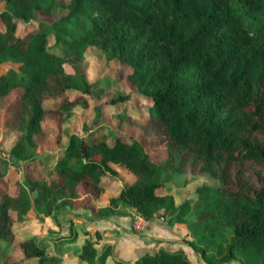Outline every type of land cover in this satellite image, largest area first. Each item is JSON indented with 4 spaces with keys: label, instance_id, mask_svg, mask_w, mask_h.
<instances>
[{
    "label": "trees",
    "instance_id": "1",
    "mask_svg": "<svg viewBox=\"0 0 264 264\" xmlns=\"http://www.w3.org/2000/svg\"><path fill=\"white\" fill-rule=\"evenodd\" d=\"M4 2L9 9L0 10V63L14 65L0 73V100L10 97L20 135L0 150V238L14 239L13 224L33 204L58 222L60 210L82 202L95 217L137 213L184 223L189 237L183 241L207 264H264V0ZM89 47L127 65L136 94L154 105L150 120L165 143L163 163L140 140L120 133L112 142L70 133L58 147L62 124L77 105L90 104L95 88L82 64ZM129 94L116 92L98 108L125 102ZM53 119L59 128L46 150L41 141ZM111 163L131 170L139 182L123 184L97 207L103 175H116ZM193 165L219 184L200 185L195 200L176 204L162 190L163 173ZM22 170L9 190L4 177ZM77 235L71 229L59 238L74 242ZM89 236L81 260L105 264L111 245L98 253L100 233ZM19 247L37 264L62 261L31 237ZM132 264L192 262L181 248H159Z\"/></svg>",
    "mask_w": 264,
    "mask_h": 264
},
{
    "label": "rangeland",
    "instance_id": "2",
    "mask_svg": "<svg viewBox=\"0 0 264 264\" xmlns=\"http://www.w3.org/2000/svg\"><path fill=\"white\" fill-rule=\"evenodd\" d=\"M2 9H9L4 0H0V10ZM64 12L65 9L59 8V14ZM84 54L82 64L86 65L87 74L95 82V88L90 96V104L87 107L77 105L70 117L62 124L64 132L58 147L65 146L70 133H77L89 138L105 136L110 142H112L114 135L120 133L140 140L149 149L151 158L158 163H163L166 155L165 143L157 134V130L150 120L151 114L155 110L154 105L149 104L147 100L143 99L142 95L136 94V87L129 82L126 76L130 68L127 65L116 63L115 59L104 58L101 55L102 52L92 47H89ZM11 65H14L11 60L0 63V73ZM98 89H102L101 93ZM120 91L130 93V97L125 102L102 105L100 109L98 108L104 98L111 97ZM9 102L10 97L0 100V150H9L20 135L15 118L17 112L9 109ZM53 121L47 127L49 130L48 135L41 141L42 147L46 150H51L50 147L55 145L54 135L59 125L57 120L53 119ZM6 129L7 132H4ZM56 150L58 149L56 148L53 152ZM112 166L116 168V175L106 173L102 177L106 188L110 184L113 185L110 189L111 192H114L117 188L119 189L123 184H138V177L131 170L116 163ZM22 173L23 170L20 173H15L12 178H8V175L4 177L6 178L4 182L9 181V190L13 191L15 189L13 180L16 177L22 178ZM162 181L164 183L162 190L172 194L178 204L185 199L195 200L197 198L196 188L200 185L218 186L219 184V180L210 171L202 169L200 165L189 166L183 172L165 171ZM3 186L0 183V187L3 188ZM45 216L47 215H45L44 206L33 204L20 220L15 221L13 224L14 239L0 238V264H14L16 262H20V264H37L33 259H24L23 252L19 247V243L29 237L34 238L40 245L46 246L47 251L49 250L51 253L57 252L60 255H67L68 253L77 252L78 248L76 246L78 245H74V243L80 245L79 240L78 242L76 240L73 244H63V240L59 238L62 234L57 236L60 231L55 227L56 220L52 217L45 218ZM136 216L137 213L132 216L131 225L135 232L141 233L143 231L134 225ZM157 218L164 219L163 217ZM70 226L67 234L71 232V229L79 233L75 221L71 220ZM54 231L58 233L55 234ZM81 233L85 234L83 230H81ZM54 236H57L54 239L55 242L53 240ZM188 247L187 255L192 264H207L200 253L195 252L189 245ZM109 260L106 261V264H115L114 261ZM60 264H62V261ZM223 264H240V261L232 259Z\"/></svg>",
    "mask_w": 264,
    "mask_h": 264
},
{
    "label": "crops",
    "instance_id": "3",
    "mask_svg": "<svg viewBox=\"0 0 264 264\" xmlns=\"http://www.w3.org/2000/svg\"><path fill=\"white\" fill-rule=\"evenodd\" d=\"M110 166L116 170L115 167ZM117 164V163H116ZM128 169V168H127ZM103 180V179H102ZM122 186V185H121ZM113 187L110 184L107 188L100 192V194L94 198V204L97 207L105 206L109 203V200L113 196H117L120 188L111 192L110 189ZM89 192L81 198H88ZM180 203V202H179ZM178 204V203H176ZM134 213L130 214H110L104 217H95L93 215L92 207L85 205L82 202L75 204L74 206H65L58 213V222H56L55 227L58 232L55 234H67L69 231V226L72 221L77 223V230L79 231L77 235V242L79 240L80 245L76 242H63V244H73L76 246V253H68L67 255H60V253H51L49 250L46 251L48 254L58 255L62 259V264H87L85 261L81 260L79 256L80 248L84 243L86 238H89L90 234L95 238V232L100 233V239L97 240L95 246L98 253L102 251L106 244L111 245V253L106 257V261L115 262V264H123L117 260L126 261L132 264L139 256L145 252H153L159 248H165L168 250L183 249L188 253V245L184 243L183 238H188V228L184 223L181 222H169L168 220L161 218H154L148 221L147 228L141 232L137 233L133 230L131 221ZM51 218V216H45ZM83 230V233H81ZM86 231L90 232L87 234ZM54 236L53 240L57 237ZM55 242V240H54Z\"/></svg>",
    "mask_w": 264,
    "mask_h": 264
},
{
    "label": "built area",
    "instance_id": "4",
    "mask_svg": "<svg viewBox=\"0 0 264 264\" xmlns=\"http://www.w3.org/2000/svg\"><path fill=\"white\" fill-rule=\"evenodd\" d=\"M137 218L134 221L135 227L144 231L148 226V221L146 218L142 217L141 215L137 214Z\"/></svg>",
    "mask_w": 264,
    "mask_h": 264
}]
</instances>
